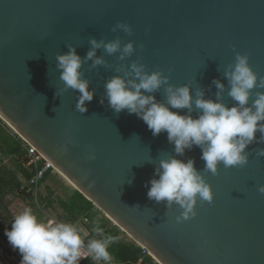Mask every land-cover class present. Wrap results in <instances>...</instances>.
Instances as JSON below:
<instances>
[{"label":"water","instance_id":"1","mask_svg":"<svg viewBox=\"0 0 264 264\" xmlns=\"http://www.w3.org/2000/svg\"><path fill=\"white\" fill-rule=\"evenodd\" d=\"M118 22L133 34L113 33ZM117 37L134 42L136 51L120 61L119 53L99 49L109 67L83 64V78L96 94L81 114L79 93L63 91L55 57L68 44L84 57L89 39ZM237 53L247 54L264 77V0H0V116L161 264H264V194L258 191L264 158L255 155L264 145L246 149L244 167L226 169L221 162L217 175L207 173L213 201L198 200L196 216L177 223L180 210L149 200L145 187L154 174L148 161L174 155L167 133L153 137L135 114L115 113L106 99L100 103L105 82L137 59L150 73L162 71L173 85L200 88L214 100L212 81L227 88L224 70ZM155 96L164 101L163 88ZM224 103L233 104L227 91ZM90 148L95 160L87 159ZM201 155L194 146L177 158L194 159L202 171Z\"/></svg>","mask_w":264,"mask_h":264},{"label":"clouds","instance_id":"2","mask_svg":"<svg viewBox=\"0 0 264 264\" xmlns=\"http://www.w3.org/2000/svg\"><path fill=\"white\" fill-rule=\"evenodd\" d=\"M118 30L129 36L133 34L131 26L123 22L111 29L113 33ZM89 44L84 57L77 54L72 44L67 45L66 53L55 57L63 91L79 93L75 107L81 114L88 111L87 103L96 94L95 89H90V81L83 78L80 71L83 64L91 61L90 70L109 67L103 56H97L99 49L109 56L119 53L120 61L131 58L136 51L134 42L122 43L119 37L107 42L104 38H91ZM121 71L116 68L117 73ZM224 78L227 88L221 80L213 79L215 99H206L204 90L193 89L188 84L175 86L162 71L150 73L137 59L123 75L111 77L104 85L101 104L106 99L115 113L126 110L129 115L135 114L153 137L166 132L168 142L174 146V155L159 158L155 163L156 160L148 161L154 165V174L145 187L149 200L163 204L166 209L176 206L180 210L177 223L196 216L198 200L201 204L213 201L211 187L205 179L207 173L217 175L221 162L226 169L244 167L249 161L246 149L254 143L264 145V77L253 71L247 54L237 53L235 62L224 70ZM162 88L165 99L158 101L155 93ZM226 91L233 101L231 107L224 103ZM194 146L201 149L200 158L205 162L202 171L195 167L194 159L177 158L184 157L186 150L191 151ZM61 150L67 152L68 144ZM93 153L90 148L88 160H95ZM255 155L264 158V148H259ZM258 191L264 194V185ZM91 231L94 235L86 241L88 233L79 223L44 220L31 206H25L4 235L12 249L19 252L20 264H79L89 256L94 261L111 264L113 257L109 249L117 238L105 233L99 223Z\"/></svg>","mask_w":264,"mask_h":264},{"label":"rangeland","instance_id":"3","mask_svg":"<svg viewBox=\"0 0 264 264\" xmlns=\"http://www.w3.org/2000/svg\"><path fill=\"white\" fill-rule=\"evenodd\" d=\"M0 129L4 130L0 131V144H2L6 150L7 148H15L16 144L14 141H16V139L13 136L10 128L3 124L2 120H0ZM4 169H8L13 174H15L23 185L25 178L21 173L17 159L15 157L7 156L5 152L0 149V170ZM59 175H54L51 177V180L44 182V184L40 186L39 196L36 198L34 195H32L33 199L31 200H27L26 197H22V194L18 195V190L15 188V184H11L12 193L8 194L3 200L4 206L0 204V264H20L21 260L19 252H13L11 245L2 233V231L5 229V225L12 218L10 217L8 210L13 215V217H15L23 210L25 206H31L34 212L44 220L79 222V217L77 218L76 216L73 219H69L67 214L61 208L60 200H67L77 190L67 181H65L61 175ZM49 187L51 191H49ZM50 200L55 201L53 206H49ZM91 213L93 214V219L90 218L91 224L86 227L80 225L85 230V232L88 233V235L92 233L91 230L94 227L92 225V221H94L96 218L100 219L102 222H108L111 227L118 229V231L123 236L122 240L124 243L138 246L129 236H127L125 232H123V230H121L115 223L109 220L105 214L95 206H93ZM143 263L159 264L153 257L150 256L146 257Z\"/></svg>","mask_w":264,"mask_h":264},{"label":"trees","instance_id":"4","mask_svg":"<svg viewBox=\"0 0 264 264\" xmlns=\"http://www.w3.org/2000/svg\"><path fill=\"white\" fill-rule=\"evenodd\" d=\"M16 146L15 148H7L4 149V146L0 144V149L5 152L7 156L15 157L18 161V164L20 166L21 173L26 181H29L33 173H30L29 171L22 168L20 165V158L23 156V152L21 150V147L19 146V143L14 141ZM6 150V151H5ZM51 180L50 175H47L44 179V182ZM15 184V188L18 190V195L22 194V197H26V199L31 200L33 199V196L31 194H27L25 191H22V184L18 180L17 176L13 174L10 170L4 169L0 170V204L3 205V200L5 197L12 193L11 184ZM49 191L50 187H49ZM54 200L49 201V206L54 205ZM61 208L64 210V212L67 214L69 219H73L77 216L78 219H80L82 216H88L89 218L93 219V214L91 213V210L93 208V204L89 202L81 193L78 191H75L71 197H69L67 200H60ZM4 206V205H3ZM10 217H13V215L8 211ZM77 223V222H73ZM96 223H99V225L103 228L104 232L107 234H111L112 236L116 237L115 243L110 247L109 251L112 255V257L118 262L119 264H138L139 261V254L141 252V248L134 245V244H128L123 242V236L118 231V229L111 227L108 222H102L100 220H94L92 221V225L95 226ZM91 224V223H90ZM93 233H90L89 238L93 237ZM79 264H90V260L86 259L82 261ZM145 264V263H143Z\"/></svg>","mask_w":264,"mask_h":264},{"label":"built area","instance_id":"5","mask_svg":"<svg viewBox=\"0 0 264 264\" xmlns=\"http://www.w3.org/2000/svg\"><path fill=\"white\" fill-rule=\"evenodd\" d=\"M0 120L3 121V124L7 125L8 128H10L13 136L15 137L16 141L19 143V146L21 147V150L23 152V156L20 158V165L23 169L29 171L30 173H33L32 178L29 181H26L24 186L22 187V191H25L27 194L34 195L36 198L39 196V189L40 186L44 184V179L47 175H59V172L56 170V168L48 162L37 150L35 147H33L29 142H27L24 138H22L16 131H14L4 120L0 117ZM100 218V217H99ZM95 220H100L96 219ZM79 225L83 226H89L91 221L90 218L86 216H82L79 219ZM89 239V235L85 237V240L87 241ZM141 252L139 254V261L138 264H142L146 257L151 256V254L145 250L140 249ZM89 259L90 264H104V262H97L94 261L90 256L83 258L80 260L79 263L82 261ZM111 264H119L116 262V260L113 258Z\"/></svg>","mask_w":264,"mask_h":264},{"label":"flooded vegetation","instance_id":"6","mask_svg":"<svg viewBox=\"0 0 264 264\" xmlns=\"http://www.w3.org/2000/svg\"><path fill=\"white\" fill-rule=\"evenodd\" d=\"M9 211V210H8ZM13 219H14V217H12L9 221H8V223L5 225V229L2 231V233H3V235H4V233H5V230L7 229V230H11L10 229V226H11V223L13 222ZM5 236V235H4ZM6 237V236H5ZM6 239H7V237H6ZM8 240V239H7ZM13 250V249H12ZM13 252H16V251H14L13 250Z\"/></svg>","mask_w":264,"mask_h":264},{"label":"bare ground","instance_id":"7","mask_svg":"<svg viewBox=\"0 0 264 264\" xmlns=\"http://www.w3.org/2000/svg\"><path fill=\"white\" fill-rule=\"evenodd\" d=\"M1 117V116H0ZM2 118V117H1ZM10 126V125H9ZM11 127V126H10ZM12 128V127H11ZM13 129V128H12ZM14 130V129H13ZM15 131V130H14ZM60 174V173H59ZM70 185H72L73 187H75L68 179H66V177H64V175L60 174ZM76 189V187H75ZM112 221V220H111ZM152 256V255H151ZM153 257V256H152ZM157 263L161 264L155 257H153Z\"/></svg>","mask_w":264,"mask_h":264},{"label":"crops","instance_id":"8","mask_svg":"<svg viewBox=\"0 0 264 264\" xmlns=\"http://www.w3.org/2000/svg\"><path fill=\"white\" fill-rule=\"evenodd\" d=\"M0 131H4V130L0 129ZM16 142H17V141H16ZM52 176H54V175H51L50 178H51ZM59 176H60V175H59ZM62 178H63V177H62ZM63 179H64V178H63ZM65 181H66V180H65ZM25 182H26V180L23 182V186H24ZM23 186H22V187H23ZM71 186H72V185H71ZM72 187H73V186H72ZM74 188H75V187H74Z\"/></svg>","mask_w":264,"mask_h":264}]
</instances>
